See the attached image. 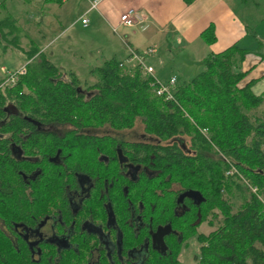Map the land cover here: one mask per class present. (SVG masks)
Wrapping results in <instances>:
<instances>
[{
	"label": "trees",
	"instance_id": "1",
	"mask_svg": "<svg viewBox=\"0 0 264 264\" xmlns=\"http://www.w3.org/2000/svg\"><path fill=\"white\" fill-rule=\"evenodd\" d=\"M20 30L13 16L0 18L4 45L16 46ZM199 37L206 44L213 43V26L201 30ZM28 43L25 73L13 85L0 87V222L6 228L14 214L24 213L12 193L11 181L20 180L16 171L22 161H14L11 144L23 154L51 153L56 147L61 154L90 153L85 134L69 130L63 136H36L27 134L26 125H64L76 130L107 125L121 130L133 128L139 119L144 139L129 146L153 171L142 182V201L158 203V195L174 183L204 198L201 221H207L208 211L216 216L213 209L220 215L208 233H196L194 225L182 228V240L168 244V252L155 263L180 264L181 242L193 237L199 243L194 255L197 264H264V112H245L262 107L264 92L251 91L252 79L241 84L246 71L234 68L235 59H241L247 49L233 43L208 54L202 59L203 70L175 83L174 99L165 100L154 93L152 78L137 65L124 69L114 58L90 70L97 80L83 90L74 73L63 75L32 40ZM229 168L236 172L225 175ZM236 173L246 184L239 182ZM230 197H239V203L233 206ZM168 202H172L170 195ZM207 223L211 225V219ZM0 264H41V260H31L15 248L0 229ZM62 264L74 263L68 257Z\"/></svg>",
	"mask_w": 264,
	"mask_h": 264
},
{
	"label": "flooded vegetation",
	"instance_id": "2",
	"mask_svg": "<svg viewBox=\"0 0 264 264\" xmlns=\"http://www.w3.org/2000/svg\"><path fill=\"white\" fill-rule=\"evenodd\" d=\"M26 126L27 134L36 136H63L69 130L85 134L90 150L70 155L56 147L51 153L23 154L11 144L14 161H22L16 171L20 180L11 181L12 193L24 213L14 214L7 228L0 222V229L31 260L62 264L69 257L74 264H156L168 244L182 240V228L194 225L196 232L204 222L199 215L204 198L198 191L195 196L185 194L196 190L169 183L158 203L142 201V182L153 171L129 146L141 142L142 134L136 137L126 133L128 129L107 125L90 130Z\"/></svg>",
	"mask_w": 264,
	"mask_h": 264
},
{
	"label": "crops",
	"instance_id": "3",
	"mask_svg": "<svg viewBox=\"0 0 264 264\" xmlns=\"http://www.w3.org/2000/svg\"><path fill=\"white\" fill-rule=\"evenodd\" d=\"M90 1L0 0V18L6 14L13 16L20 29H27L33 23L31 31L37 36L29 37L28 41L32 40L53 64V52L57 50L51 46L61 44V36L68 32L73 35H106L99 43L96 36L94 39L97 41L91 40L95 47L100 44L106 49L95 67L110 58L124 60L130 49L140 51L154 47V42L142 47L141 42L150 39L167 41L172 37L180 40L181 45L194 55L195 64L201 63L208 54L217 53L235 43L237 47L249 51L241 59H235V70L246 71L241 84L252 79L251 91L254 94L264 92V0H192L190 3L182 0H98L95 8L88 9ZM129 8L143 16L147 22L144 30L138 31L132 27L128 28L131 29L130 33L118 31V28L124 27L119 23V15ZM83 17L87 19L85 24L80 22ZM209 24L214 28L215 41L206 44L199 33ZM28 32L31 33L30 30ZM136 32L140 34L138 39L133 38L136 46L125 45L123 36L136 35ZM45 33L54 36L52 40L39 45L38 41H44ZM0 48L4 49L2 46ZM72 69L67 68L65 72L76 74ZM11 70L1 65L0 78Z\"/></svg>",
	"mask_w": 264,
	"mask_h": 264
},
{
	"label": "rangeland",
	"instance_id": "4",
	"mask_svg": "<svg viewBox=\"0 0 264 264\" xmlns=\"http://www.w3.org/2000/svg\"><path fill=\"white\" fill-rule=\"evenodd\" d=\"M40 5L41 3L39 4V7ZM42 15L44 17L45 13H43ZM33 25L34 24L31 23V27H27V29L22 28L21 29L22 31L20 30L21 37L16 46L8 44L6 48L5 47H3L4 49L0 48V66L3 65L7 69L14 70L19 64H23L25 59L24 51L29 46L28 38L37 36L35 32L31 31V29H33L32 28ZM28 30H30L31 33H29ZM118 31L121 32L127 31L130 33L131 29L128 28L125 29L124 27H120L118 28ZM45 34L47 35L45 36L44 41L42 42L38 41L39 45L52 40V36H54L53 34L52 35L48 33ZM139 35H140L139 33H137L136 35L134 34L132 36L124 35L122 39L125 45L130 44L131 46H136L133 38L138 39ZM95 36L98 38L97 43L103 41V37L104 39L106 37V35L104 36L103 34L100 35L97 33L91 35H86V34L73 35L70 32H68L61 36V44H56L51 46L53 48L56 47L57 50L53 52L55 54V59H53L55 66L60 70V72H62L63 75L67 77H68L67 74L68 72L66 73L65 71L67 70V68H73L72 70L76 71L75 75L77 79L80 81L79 87H81L83 90L86 88V86L96 82L97 75L93 73L90 74V70L95 68V66L99 64L97 62L100 60L101 56L105 55L106 52L104 46L99 44V46L97 45L95 47L93 45L94 43L91 40H95L94 39ZM152 42L155 43L154 46L155 52L153 54L143 57V63L153 68V74L159 81L165 82L169 79L170 75L174 74L175 79L177 80L175 83L181 84L182 82L190 80L192 77H194L196 74H198L200 71L203 70L202 62L199 64H195L194 55L189 49H185L181 45L180 40L173 39L172 37H170L169 40L167 41L164 39L161 40L150 39L148 41L146 40V42L142 41L141 42L142 47L147 44H152ZM4 43L5 42L0 39V47L4 45ZM47 51H53V50L48 49ZM140 51L138 52L140 53ZM249 55L253 56L254 54H249ZM249 55L246 57H249ZM129 66L131 67V65H127L126 68L124 69L129 68ZM262 105H264V101L262 102ZM245 112L249 115L260 114V112L261 113L264 112V106L258 109H245ZM141 129H142L141 123L139 119H136L133 128L128 129L126 133L131 132L136 134V137H139L142 134ZM228 170H230V168ZM227 171L225 172V175H233V174H227ZM235 177L239 178V176L237 175H235ZM239 182L243 183L242 180H240ZM229 201L232 203L233 206H235L239 203V197H230ZM212 211L217 215L213 217L210 213L211 211H208L206 218L207 221L208 220L210 221L211 219L212 224L210 225L205 220L200 224L199 227L196 228V232L208 233L217 226L220 220V215L216 210L213 209ZM185 243L186 244L182 246L178 254V260L180 264H197L194 255L198 253L199 243H197L193 237L189 238Z\"/></svg>",
	"mask_w": 264,
	"mask_h": 264
},
{
	"label": "built area",
	"instance_id": "5",
	"mask_svg": "<svg viewBox=\"0 0 264 264\" xmlns=\"http://www.w3.org/2000/svg\"><path fill=\"white\" fill-rule=\"evenodd\" d=\"M98 3V0H91L89 3L88 9L95 8L96 4ZM87 21L86 18H81L80 22L82 24H85ZM119 23L127 28L135 27L138 31H142L147 27V22L144 20L143 16L139 14L134 9H127L123 13L119 15ZM154 47L149 46L144 48L140 53L138 51L129 50L128 55L124 58V60L118 61L119 67H126L127 65H137L140 69V71L145 75L152 78V82L150 85H152L154 93L158 96H163L165 100H173V94L172 89L175 86V76L169 77V79L165 82L159 81L153 74V68L149 65H145L143 63V57L153 54ZM25 73V67L24 64L18 66L15 70H12L8 72L3 79V81L0 83V87L4 84H10L13 85L18 76ZM200 132L205 134V129H200ZM236 171L233 168H230V170L227 171V174H234ZM237 176H239L240 180H242L246 184V180L241 178V176L236 173ZM252 191H255V187H250Z\"/></svg>",
	"mask_w": 264,
	"mask_h": 264
},
{
	"label": "water",
	"instance_id": "6",
	"mask_svg": "<svg viewBox=\"0 0 264 264\" xmlns=\"http://www.w3.org/2000/svg\"><path fill=\"white\" fill-rule=\"evenodd\" d=\"M185 194L189 196L199 195L197 191H192V190H188L187 192H185Z\"/></svg>",
	"mask_w": 264,
	"mask_h": 264
}]
</instances>
